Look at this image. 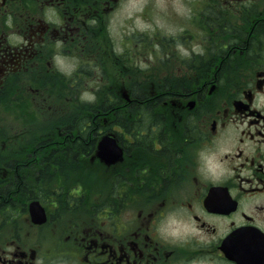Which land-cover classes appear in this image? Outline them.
I'll return each mask as SVG.
<instances>
[{
    "label": "flooded vegetation",
    "instance_id": "af4514ba",
    "mask_svg": "<svg viewBox=\"0 0 264 264\" xmlns=\"http://www.w3.org/2000/svg\"><path fill=\"white\" fill-rule=\"evenodd\" d=\"M121 1L0 0V110L11 99L26 105L16 143L42 146L47 173H60L53 161L93 157L81 143L97 150L94 122L59 127L51 118L44 137L32 135L42 109L53 110L48 99L86 91V65L117 57L126 67V35L114 42L106 14ZM205 1L218 5L192 9L189 44L174 62L187 81L200 78L197 66L216 64L208 80L219 81L217 104L211 84L160 93L176 100L170 113L157 106L155 122L126 134V189H32L44 200L0 201V264H264V0ZM71 57L67 74L57 59ZM87 127L95 137L82 138ZM35 200L41 224L30 215Z\"/></svg>",
    "mask_w": 264,
    "mask_h": 264
},
{
    "label": "rangeland",
    "instance_id": "374dc122",
    "mask_svg": "<svg viewBox=\"0 0 264 264\" xmlns=\"http://www.w3.org/2000/svg\"><path fill=\"white\" fill-rule=\"evenodd\" d=\"M202 2H205L204 6L207 4L208 8L210 6L213 9H215V5H218L205 0H122L117 4L118 6L115 5L114 9L112 8L113 10L106 13L110 17V33L117 45H120L121 38L126 35V55L132 56L133 60L129 62L126 59V67H122L121 59V65H117V57L113 59L104 57V60H100L98 63L94 61L92 66L86 65L88 67L87 73L85 77L81 76V79H79L82 88H85L86 91L76 97L68 94L65 99L61 100V103L59 99L54 97L48 99L46 106L50 103L53 110L49 112L47 108L42 109L46 111L45 116L41 118L43 121H36L34 117L35 125L47 123L49 119L57 117L61 119L56 121V125L68 127L74 125V123L77 124L79 120L82 121V119L94 115V109L86 111L84 107L95 104L94 108L97 113L100 112V115L106 113L103 108L101 110V107L105 104L103 99L109 98L108 107H112L120 99L126 101V95L131 96L133 81L143 84L146 87V94L154 96L157 94L155 90H152L154 89V79L155 82L157 80L159 83L164 78H181L178 76V72L183 66L176 65L175 62L177 61L174 58L179 55L177 52L185 53L184 45L181 43L184 40L186 47L189 44L186 28L190 23L191 12L192 9L202 8ZM163 41L165 42L161 44L160 42ZM199 41L206 40L199 38L195 43ZM173 51V55L169 57V53ZM81 59L84 63L89 61L87 57H81ZM75 63L73 57L71 59H57L60 70L65 71L67 74L72 72ZM215 83L217 82H212V84ZM215 87H217L216 84ZM217 95V92H214L211 96L207 95V98L213 97L215 99ZM211 102L210 106L217 104V100ZM125 104L124 102L123 105L125 106ZM60 105L61 109H58ZM25 106L16 103L12 99L7 103H3L4 110H0V114L3 115L0 119V154L6 155L7 152L17 153L19 151V147L13 145L17 144L15 139L16 120L19 116L26 118L27 109L25 110ZM165 110L169 112L168 108H165ZM111 112L109 113L110 116L116 115L115 111L114 113ZM104 118H106V115H104ZM57 134V129L51 131V135ZM114 134L110 130L102 131L98 135V140L106 135L115 136ZM6 140L10 143H5ZM76 163L75 173L79 174L78 176H73L69 180L56 178L53 186L47 189H54L55 191L65 189L67 192H73L74 189H93V192H98L94 189H111L113 173L122 168L123 171L126 170V160L123 158L120 160L119 166L113 170H109V165L103 163L96 155L83 158ZM85 170L88 171V174L92 170V176L86 175ZM1 173L7 176L3 171ZM32 176L36 179L35 174ZM98 193L102 192L99 191Z\"/></svg>",
    "mask_w": 264,
    "mask_h": 264
},
{
    "label": "trees",
    "instance_id": "16d2710c",
    "mask_svg": "<svg viewBox=\"0 0 264 264\" xmlns=\"http://www.w3.org/2000/svg\"><path fill=\"white\" fill-rule=\"evenodd\" d=\"M126 59L131 62L133 60V57L126 55ZM195 69H199L198 71L200 72V78H195L192 82H188L181 78H164L161 82L158 83L157 80L155 82L154 79V89L152 90H155L157 96H149L148 94H146V87H144L143 84H140V82L137 81H133L131 84L132 100L130 102L126 101L125 106L123 105L124 101H122L121 99L116 102V104H113V113L115 111L116 115L108 116L109 118L106 119L107 122L103 121L105 119H103L104 115L102 113L99 115V120L95 119V115L97 113L96 109L94 108L95 104L90 105L92 107H84V110L86 111L94 109L95 112H93V116L88 117L87 119H82V129L85 127L86 122H88V124H91L89 122H94L99 126L98 134H101L102 131H113L126 150V132H139L141 130L140 123L155 122L157 120L155 118V115L160 111L162 112V110L153 109L157 106L163 107L164 102L166 103L167 100L169 101V99L172 98L169 95H161L160 93L181 92L182 90H187L193 91V93L195 94L196 91L204 85V88H201L200 91L206 92L208 85L211 84L209 82L210 80L208 79L213 77L215 73L214 71L218 69V66H216V64H211L207 66H197ZM132 74L133 76H135L134 73ZM204 77H206L207 80ZM216 82V84H218V90L220 88L219 81ZM103 101L105 102V104L103 107H101V110L103 108L106 112L110 109V106L108 107L109 98H106V100L103 99ZM211 103L212 102L210 101V105ZM199 104L207 105L209 104V102H202L200 99ZM126 106H131L135 109L126 111ZM141 107H149L152 109L144 111L140 109ZM99 113L100 112H98V114ZM140 115H145L146 119L140 118ZM91 130L92 127H90L89 129L87 127L85 131L83 130L82 138H88L89 136L95 137L94 135H92ZM34 146L35 145L33 144H30V146L24 145L22 146L23 150H19L17 151V153L7 152L5 153L6 155L0 154V170L7 175L5 176L0 172V196H2V198L0 199L1 202H8L9 204H11L17 201H27V199H30L31 197H33L34 199L44 200L42 198L44 196V192L37 190L34 193L32 189L51 188L55 183L56 178L61 180H69L73 176L79 175L75 173L77 163L65 160L53 161L55 168H58L60 173H57L54 170H50L51 172L49 171L50 173H47V170L51 167V164L49 160H46L43 157L45 154L44 148L42 146H39V148H35L36 146ZM95 147L96 144H94L93 142H91L90 144L81 143V146L76 149L78 150L81 148V150H83V154L91 155L94 152ZM14 155L15 157H13ZM91 171L92 170H90V173L88 174V171L85 170V174L88 176H92ZM33 174L36 175V179L34 178V176H32ZM124 177H126V173L125 170L123 171V168L120 171L113 173V182L111 185V189H126ZM23 194L25 197L22 196ZM4 210L5 207H3V211Z\"/></svg>",
    "mask_w": 264,
    "mask_h": 264
},
{
    "label": "water",
    "instance_id": "95a60500",
    "mask_svg": "<svg viewBox=\"0 0 264 264\" xmlns=\"http://www.w3.org/2000/svg\"><path fill=\"white\" fill-rule=\"evenodd\" d=\"M123 154V150L118 146L112 137H105L99 144L98 156L109 164L115 163ZM32 218L36 223H42L45 219V212L39 202L30 205Z\"/></svg>",
    "mask_w": 264,
    "mask_h": 264
}]
</instances>
